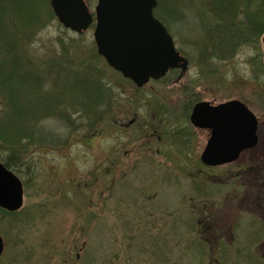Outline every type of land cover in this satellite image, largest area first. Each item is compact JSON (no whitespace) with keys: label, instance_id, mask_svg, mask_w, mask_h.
<instances>
[{"label":"rangeland","instance_id":"374dc122","mask_svg":"<svg viewBox=\"0 0 264 264\" xmlns=\"http://www.w3.org/2000/svg\"><path fill=\"white\" fill-rule=\"evenodd\" d=\"M28 1L0 0L10 31L23 11L27 24L42 21L35 57L58 46L75 63H94L109 88L108 110L90 127L76 113L69 125L46 119L49 136L21 161L3 152L21 202L0 207V264H246V245L252 264H264L262 43L206 59L197 18L167 16L188 67L138 87L93 54V22L75 33L52 16L48 0H32V10ZM86 1L93 11L96 0ZM230 99L257 117V143L233 162L205 167L199 157L209 130L190 124L191 106Z\"/></svg>","mask_w":264,"mask_h":264},{"label":"trees","instance_id":"16d2710c","mask_svg":"<svg viewBox=\"0 0 264 264\" xmlns=\"http://www.w3.org/2000/svg\"><path fill=\"white\" fill-rule=\"evenodd\" d=\"M32 2H27L30 10ZM49 12L53 16L51 8ZM155 14L165 25L170 15L197 18L194 26L203 32V57L210 60H228L241 47H258L264 34V0H157ZM15 17L23 21L10 31L9 18L0 6V21L4 23L5 18L9 30L0 28V161L6 167L10 164L3 152L21 161L27 150L45 142L49 136L46 119H59L69 125V116L76 113L90 127L107 112L109 94L95 64L75 63L73 56L64 53L59 39L62 52L57 46L58 51L53 49L48 58L45 54L36 58L31 44L38 39L42 21L27 24L24 11ZM69 40L75 42L74 38ZM93 54L103 59L95 51ZM200 221L197 219L198 234L203 229ZM248 246L238 253H244V263L252 264Z\"/></svg>","mask_w":264,"mask_h":264},{"label":"water","instance_id":"95a60500","mask_svg":"<svg viewBox=\"0 0 264 264\" xmlns=\"http://www.w3.org/2000/svg\"><path fill=\"white\" fill-rule=\"evenodd\" d=\"M58 21L77 32L85 29L91 14L83 0H50ZM156 0H97L93 31L97 52L106 62L137 86L157 79L168 68L187 67V59L176 51L166 27L153 15ZM264 45V36L262 38ZM191 124L207 128L210 135L200 154L205 165L234 161L241 151L257 142V119L240 100L218 104L197 101L189 114ZM18 179L0 165V206L19 207ZM3 242L0 236V254Z\"/></svg>","mask_w":264,"mask_h":264}]
</instances>
